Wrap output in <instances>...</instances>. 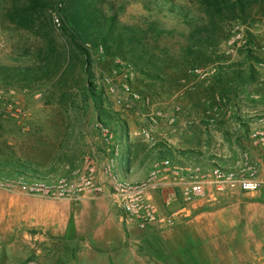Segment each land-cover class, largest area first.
<instances>
[{
  "label": "rangeland",
  "instance_id": "374dc122",
  "mask_svg": "<svg viewBox=\"0 0 264 264\" xmlns=\"http://www.w3.org/2000/svg\"><path fill=\"white\" fill-rule=\"evenodd\" d=\"M113 1L116 8L124 4L119 11L123 22L142 25L144 18L163 19L172 34L157 38L160 45L178 48L182 40L178 31L188 30L177 13L156 7L147 10L140 0ZM176 1L196 5V0ZM164 2L156 1L161 5ZM8 4L9 0H0V65L11 75L13 66L24 65L29 59L20 55L23 50L43 46L44 41L5 18ZM233 29L245 43L239 39L231 45L227 40L222 42L221 49L228 56L224 64L243 63L245 68L251 64L256 77L247 84L232 85L226 93L210 87L217 66L187 71L185 78L174 81L169 73L163 78L143 75L118 58L112 66L105 65L103 58L96 66L93 64L92 79L103 88L101 107L125 127L124 131L116 120L105 119L130 162L128 173L121 171L119 162L120 174L133 180L145 179L153 162L160 159V143L187 152L172 158L176 162L204 168L231 167L245 150L254 159L263 158L259 151L247 148L246 131L252 119L264 112V15L253 12L245 23L233 22ZM249 50L256 59L249 57ZM92 51L98 58L99 50ZM1 73L0 158L19 157L40 167L49 166L63 150L64 143H60L67 133L66 153L72 164L58 165L54 176L70 180L74 178L73 168L87 171L93 165L96 180L103 181L101 169L110 150L96 124L98 111L92 98L84 101L81 89L69 88L71 97L63 99V91L52 82L37 84ZM3 192L30 196L32 199L24 203L30 211L28 216L8 210L9 199ZM89 193L94 192L84 191L79 198L67 199L0 188V264H64L71 256L70 248L77 244L76 239L62 237L64 227L70 213L74 218L79 208L75 203ZM42 212L48 216L45 223L39 219ZM55 214L59 217L54 220ZM172 217L153 227L147 237L160 259L172 264H264L263 189L210 191L192 203L189 212H176Z\"/></svg>",
  "mask_w": 264,
  "mask_h": 264
},
{
  "label": "trees",
  "instance_id": "16d2710c",
  "mask_svg": "<svg viewBox=\"0 0 264 264\" xmlns=\"http://www.w3.org/2000/svg\"><path fill=\"white\" fill-rule=\"evenodd\" d=\"M147 10L156 7L177 13L187 26L179 32L182 40L178 48L160 45L157 38L172 34L160 17L144 18V24L127 23L119 19L124 4L115 5L113 0H9L4 16L17 28L29 30L44 41L43 46L26 48L20 55L28 56L27 63L12 67L11 75L0 65V72L11 79L36 82H52L63 91V99L70 98L69 88L81 89L84 101L90 97L98 111L97 119L116 120L118 127H125L115 115L101 107L103 88L93 81L92 66L103 58L105 65L115 64V59L131 64L143 75L163 78L169 73L174 81L187 76V71L218 68L212 75L210 87L226 93L232 85L247 84L255 79L251 64H224L228 56L221 49L232 30V23H245L253 12L264 15V0H196L187 5L176 0H140ZM59 37L62 43H59ZM99 50V57L93 51ZM251 50V49H250ZM249 57L256 59L251 51ZM106 67V66H104ZM225 69V70H223ZM170 70V72H168ZM74 103V99L70 100ZM123 131V132H124ZM69 134L60 144L64 148L49 166L40 167L19 157L0 158V175L41 180L57 174V166L71 165L66 153ZM158 157L175 158L187 155L160 143ZM63 238H75L73 213H70Z\"/></svg>",
  "mask_w": 264,
  "mask_h": 264
},
{
  "label": "built area",
  "instance_id": "2783aa9c",
  "mask_svg": "<svg viewBox=\"0 0 264 264\" xmlns=\"http://www.w3.org/2000/svg\"><path fill=\"white\" fill-rule=\"evenodd\" d=\"M232 32L234 34L226 41L228 45L233 44L235 39L245 43L238 31L233 29ZM96 124L100 129L102 141L110 150L109 157L101 169L103 181L96 180L95 167L90 165L87 171H82L79 167L73 168L71 175L74 178L70 180L57 176L28 180L23 177L0 175V188L5 190L17 188L27 194L76 199L84 191L100 193L108 184L121 209L122 222L139 229L166 222L149 196L152 189L177 187L182 206L176 212H186V208L204 198L210 191L228 193L236 189L243 192L264 190V112L252 119L246 131L247 148L259 151L262 159H254L250 152L245 150L237 163L231 167L204 168L190 162L162 158L153 162L146 178L141 180L129 179L118 172L119 162L124 159L122 147L115 141L110 126L102 121H97Z\"/></svg>",
  "mask_w": 264,
  "mask_h": 264
},
{
  "label": "crops",
  "instance_id": "0c3cea01",
  "mask_svg": "<svg viewBox=\"0 0 264 264\" xmlns=\"http://www.w3.org/2000/svg\"><path fill=\"white\" fill-rule=\"evenodd\" d=\"M123 157L121 167L128 173L130 162L125 155ZM3 194L9 199L8 210L28 216L30 211L24 203L32 199L30 196L14 192ZM149 196L166 221L173 220L174 212L179 211L182 206L177 187L152 189ZM75 205L79 207L74 216L76 237L73 239H76L77 244L70 248L71 256L64 264H172L160 259L157 249L147 242V237L155 226L139 229L122 222L121 209L106 186L100 193L84 195ZM185 211L189 212V207ZM58 217L55 214L54 220ZM41 218L45 223L48 216L42 212L39 214V219ZM65 228L66 225L64 231Z\"/></svg>",
  "mask_w": 264,
  "mask_h": 264
}]
</instances>
